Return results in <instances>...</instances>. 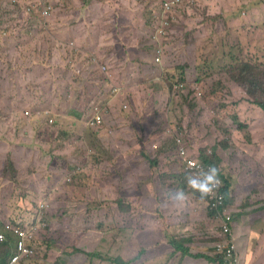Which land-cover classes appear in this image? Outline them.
Returning a JSON list of instances; mask_svg holds the SVG:
<instances>
[{
    "label": "rangeland",
    "instance_id": "374dc122",
    "mask_svg": "<svg viewBox=\"0 0 264 264\" xmlns=\"http://www.w3.org/2000/svg\"><path fill=\"white\" fill-rule=\"evenodd\" d=\"M167 1L0 0V227L35 217L41 230L28 264H139L143 245L155 250L149 264H169L184 256H169L166 218L180 216L195 230L191 249L209 253L226 214L243 263V236L264 231V219L252 229V215L264 213V110L234 80L244 61L264 74V0H185L165 14ZM168 15L177 22L164 47L165 33L155 36ZM72 41L102 54L113 84H127L128 98L118 86L109 114L107 88L88 81V56L69 54ZM175 83L178 92L165 89ZM96 107L109 120L99 136L88 127ZM181 130L200 160L228 144L221 164L234 168L235 192L219 212L208 198L175 195L161 173L184 169L175 164ZM149 151L161 164L149 167ZM42 199L49 203L38 209ZM141 220L152 230L138 237Z\"/></svg>",
    "mask_w": 264,
    "mask_h": 264
},
{
    "label": "trees",
    "instance_id": "16d2710c",
    "mask_svg": "<svg viewBox=\"0 0 264 264\" xmlns=\"http://www.w3.org/2000/svg\"><path fill=\"white\" fill-rule=\"evenodd\" d=\"M86 55H88V52H85ZM90 55H102L96 51H92L90 53ZM249 62H242L239 63V65L237 66L236 69H242L240 70V72L238 73V76L234 79L236 82L241 83L244 86V93L246 95V97L253 103L257 104L259 107H261L264 110V83H263V78H264V74L261 73V67H259L258 65H253ZM89 74L92 75H98L100 73H98V70L94 69L93 71L89 72ZM102 75V74H101ZM184 78V76L182 77V79ZM195 79L199 80L198 76H196L195 73ZM105 80V78H104ZM88 81L90 83H93L95 86H98L96 83V76H93L91 78L88 79ZM184 81V79H183ZM163 82L165 83V80H163ZM250 84V85H247ZM182 83H178L174 85V87L171 86H165V89L167 90L168 88V92H178L179 88L182 86ZM99 89L95 88L94 86H92L91 91L97 92ZM72 110H74V106H72L71 108ZM102 113V118L103 121L99 124H96L95 126H88L93 128L94 130L92 131L93 134H97L99 136V133L103 132V130L106 127L107 121L105 120V116L103 111H101ZM94 115V112L92 111L91 114L88 116L89 119H91ZM98 126V128L96 129V127ZM102 128V129H101ZM220 148L222 149H226L228 148V144H225V140L221 143V144H217L215 147H211L210 152L208 153L207 150H204L201 154L202 159L207 162L208 164H212L218 167L219 169V175L222 177L223 181H224V187H223V191L225 194V204L227 205V203H231L230 202V196L232 192H235L234 190V185H233V177H235L234 174V168H232V166L230 167V170H228V168L226 169V167L224 168L223 165L221 164L223 156L222 154H220ZM95 159L100 160L99 154H96L95 156H93ZM148 157L149 160L151 161V166L153 165H159V161L158 159H151L149 156H145ZM177 161H179V157L177 159H175V164H177ZM180 162V161H179ZM173 170V169H172ZM170 170V171H163L165 174H169L171 175L170 177L173 179L174 181V185H176L175 191H180L182 192V194H192L195 196L196 199L200 200L202 198H207L202 197L198 192H194L192 190V188L190 186H188L186 184V176L188 174H192L191 171L189 170H185V171H177V170ZM193 175V174H192ZM170 179V178H167ZM165 193H167V191H164ZM210 210V207H209ZM215 212V211H213ZM216 216V215H215ZM186 218V216L184 217V219ZM252 218H255L254 215H252ZM171 221V222H179L182 221L180 216H177L175 218H166V221ZM4 224H2V226L0 227V231L3 230L4 228ZM232 229L234 231V227L232 226ZM211 237L212 240V244L210 246V248H214L216 243L220 240V238L214 234V237L212 236H208ZM263 241V240H262ZM185 242H187L185 244ZM13 244H14V238L12 235H10L9 233L7 234V240L1 242L0 241V264H8V260L11 258V254L13 251ZM171 244L174 247V250L169 252V256H171L172 258L180 255V256H185V255H192L194 257H205L206 259H208L209 261L215 262L217 264H227L225 262V258H226V254L225 252L219 251V252H215L214 253V257H211L209 255H205V254H190L191 251V244H193V239L190 238V236H181L178 238H174L171 242ZM180 252V253H178ZM84 253V251H83ZM178 253V254H177ZM238 253V252H237ZM8 261V262H7ZM27 259H23L21 260L18 264H28L27 263ZM7 262V263H6ZM243 264V263H242Z\"/></svg>",
    "mask_w": 264,
    "mask_h": 264
},
{
    "label": "built area",
    "instance_id": "2783aa9c",
    "mask_svg": "<svg viewBox=\"0 0 264 264\" xmlns=\"http://www.w3.org/2000/svg\"><path fill=\"white\" fill-rule=\"evenodd\" d=\"M182 1L183 0H168L163 5V12L167 13L173 10V7H179ZM51 10L52 9L50 7H46L45 9H42L41 13L44 17H48L51 14ZM172 18H174V16ZM168 23V21L165 22L166 26H168ZM159 32H164L165 34L167 33L166 29L162 28L155 36L157 39L159 38ZM68 45L73 48L74 52H80L79 47L74 42H70ZM92 60H96V58L92 57ZM156 61L160 62V57H157ZM102 69L105 70L106 68L103 66ZM118 92H120L119 87L117 85H113L112 93L116 95ZM98 112L100 111H98V107H96L95 115L92 117L90 124H88L89 126H95L103 121L101 114ZM52 121L53 119H50V122ZM176 148L179 156H181L184 161L185 169L191 171L193 175L198 174L200 171L205 170L209 165H212L200 160L197 156L190 154L189 146L185 143L184 137L180 132L177 133ZM219 177V187L212 194L206 196L209 200L210 208L218 212L224 208L223 206L225 204V194L223 191L224 181L220 175ZM43 206L44 204L42 203L40 208ZM231 219V215L226 214L221 227L216 232V235L220 238V240L216 243L215 250L217 252H225V262L227 264H242L233 238ZM39 230L40 224L34 218L27 222L18 220L16 223L9 221L4 224L3 230L0 231V241L3 242L7 240L8 233L14 238L13 251L8 264H18L21 260L28 259L33 255V241L35 240V236H37V232Z\"/></svg>",
    "mask_w": 264,
    "mask_h": 264
},
{
    "label": "crops",
    "instance_id": "0c3cea01",
    "mask_svg": "<svg viewBox=\"0 0 264 264\" xmlns=\"http://www.w3.org/2000/svg\"><path fill=\"white\" fill-rule=\"evenodd\" d=\"M68 51H69V54L73 53L72 49H68ZM123 84H125V83H123ZM126 85L127 84H125V86ZM136 86L142 87V83H137ZM127 88L128 87L126 86L125 87V92H126L125 97L126 98H128L129 93H130V90ZM129 88H130V86H129ZM118 99L119 98H113V97H106L105 98L104 103L107 105L108 114L110 113L111 110H114V108L117 106L116 101ZM119 108L122 109L121 104H120ZM107 121H109V120H107ZM180 133L183 135L185 141L187 140L188 142H190L189 140L191 138H189L188 132L185 133L183 130H181ZM260 137H261L260 134H259L258 138L252 136V147H253L254 143L259 144L258 140ZM258 147L254 150V152L252 154L257 152ZM175 148H176V146H175ZM227 150H228V148L226 149V151ZM151 153H152L151 151H149V153L144 152L145 155H150ZM144 154H142V155H144ZM177 155L179 157L180 163L183 165V168H184L182 171H185L186 169H185L184 161L181 158V156H179L178 152H177ZM145 158L148 159V161H150L149 158H147V157H145ZM151 159H153V158H151ZM158 160H161V159L158 158ZM256 161L259 163H263L261 157H257ZM159 164H161V161H159ZM153 166H155V165H153ZM153 166L150 165L149 167L151 168ZM229 170H230V168H229ZM161 173L165 174L162 171V168H161ZM90 186H98V184L95 183V184H92ZM158 186L161 189H163L164 191H168V189H169V187L164 186V184H161V183L158 184ZM232 193H234V192H232ZM86 194L88 195V193H86ZM105 199H106V197H105ZM189 218H191V216H186L185 219H189ZM263 219H264V213H261L259 215H255V218H252V229H253V226H258L259 223L262 222ZM154 222L159 223V220H157V221L152 220V224ZM141 225L144 227V229H140ZM147 226L152 228L151 224L147 225V224H145L144 220H141L139 226L136 228V235L139 237L140 233L144 232L145 230L148 231L149 233H151L150 230H152V229L148 230L146 228ZM257 230L258 229L252 230V236H251L252 239L250 238V235L249 236H243V241H244V249L242 250L243 264H264V240H263L264 231L260 232L257 235V233H255ZM154 232H156V234H158V235L161 234V231L157 230V227H156ZM162 232H163V235L167 237V240L169 242V246H171L170 251L174 250V247L171 244V242L174 238H178L181 236H190V238L194 239L196 237L195 230L191 226H188L183 221L171 222L168 220L167 221V227ZM152 243H155V240H152ZM139 245H140V243L138 242V246ZM166 246H167V244L162 241L160 243L159 249L166 247ZM143 249L146 250V252L143 253L142 257L140 258L141 261L139 262V264H149V263L154 262L156 260V258L152 257V256L154 255L155 250H153L151 248H147L145 245H143ZM207 249L210 250L209 253L206 252L205 250H201V253H197V252H194L193 249H191L190 254H205V255H209L211 257H214L213 256L214 255V249L213 248L212 249L207 248ZM167 251H168V249H167ZM178 253H180V252H178ZM169 264H217V263L209 261L205 257H194L192 255H185L184 257H180L177 260L170 259Z\"/></svg>",
    "mask_w": 264,
    "mask_h": 264
},
{
    "label": "clouds",
    "instance_id": "9594fccd",
    "mask_svg": "<svg viewBox=\"0 0 264 264\" xmlns=\"http://www.w3.org/2000/svg\"><path fill=\"white\" fill-rule=\"evenodd\" d=\"M183 1H185V0H183ZM165 14H169V12H167ZM167 21L169 23H171V24L166 27V32L167 33L164 35V39H165L164 47L166 45H168V42L166 41V36H168V34H169L168 31L171 29L172 24L177 22V15L174 16V18H172V17H170V15H168L167 16ZM72 42H74V41H72ZM68 47H69V45H68ZM69 48L73 50V48H71V47H69ZM79 50H80V52H78V53L73 51V54L74 55H78V54H82V53L85 54L84 51H82L81 49H79ZM86 56H88V66L91 68V71L96 69V70H98V73H100L98 75H92L90 77L96 76L97 85L107 88V92L102 93V95H101V101H104L106 97L116 98V96L112 93L113 85H117V86H119L121 88L124 87L125 85L124 84L119 85V84H116V83H114V84L112 83V79L110 78L109 73H108V66H107L106 62L103 59H101L100 56L90 55V53H88V55H86ZM92 57H95L96 60H92ZM156 59H157V57L154 58L153 61L156 62V63H159V62L156 61ZM244 62H248V61H244ZM103 66L106 68L105 70L102 69ZM104 78H105V80H104ZM125 99H126V97L124 98V100ZM105 106L107 107L106 104H105ZM121 106H122V109L125 110V108H124V106L122 104H121ZM176 133H178V131H176ZM185 143H187V142L185 141ZM176 152H177V148H176ZM78 170H80V168H78ZM78 170H76V171H78ZM69 180H71V177L69 178ZM186 184L188 186H190L194 192H198L202 197L208 196V195L212 194L219 187V184H220L219 169L215 165H209L205 170L200 171L196 175L188 174L186 176ZM175 195L182 196V192H178ZM42 203L44 204V206L42 208H40V205ZM48 203H49V201L47 199L40 200V202L37 204L38 205V209H43ZM33 218L35 219V217H33ZM9 221L16 223V221H18V220L12 218ZM9 221H6V222H9ZM6 222H4V223H6ZM220 227H221V225L218 226L217 230H219ZM231 227H232V225H231ZM39 231L37 232V236H35V240L33 241V246H34L33 255L31 257H29L27 260H30V259L35 257V254H36L37 248H38L37 247V239L39 237ZM216 232L214 234H216ZM232 232H233V230H232ZM210 249H212V248H210ZM213 249H214V253L217 252L215 250V247Z\"/></svg>",
    "mask_w": 264,
    "mask_h": 264
}]
</instances>
